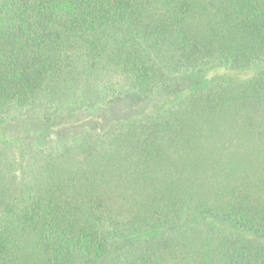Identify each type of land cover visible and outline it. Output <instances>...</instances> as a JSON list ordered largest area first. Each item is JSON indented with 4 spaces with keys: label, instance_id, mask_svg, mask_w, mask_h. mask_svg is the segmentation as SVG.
<instances>
[{
    "label": "trees",
    "instance_id": "1",
    "mask_svg": "<svg viewBox=\"0 0 264 264\" xmlns=\"http://www.w3.org/2000/svg\"><path fill=\"white\" fill-rule=\"evenodd\" d=\"M0 264H264V0H0Z\"/></svg>",
    "mask_w": 264,
    "mask_h": 264
},
{
    "label": "rangeland",
    "instance_id": "2",
    "mask_svg": "<svg viewBox=\"0 0 264 264\" xmlns=\"http://www.w3.org/2000/svg\"><path fill=\"white\" fill-rule=\"evenodd\" d=\"M177 77L182 79V80H184L185 82H188L191 85L198 84V83L202 82L201 80H203L202 78L200 80V77L195 75V74H193V73H187V74H184V75L180 74V75H177ZM211 77H212L211 74H207V76L204 75V78H206L207 80L210 79ZM152 106H153V104L149 105L148 108H150Z\"/></svg>",
    "mask_w": 264,
    "mask_h": 264
}]
</instances>
